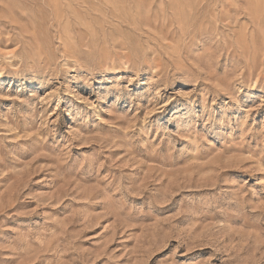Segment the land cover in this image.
Returning <instances> with one entry per match:
<instances>
[{"label": "rangeland", "instance_id": "obj_1", "mask_svg": "<svg viewBox=\"0 0 264 264\" xmlns=\"http://www.w3.org/2000/svg\"><path fill=\"white\" fill-rule=\"evenodd\" d=\"M0 264H264V0H0Z\"/></svg>", "mask_w": 264, "mask_h": 264}]
</instances>
